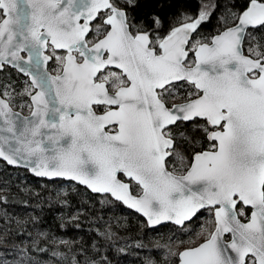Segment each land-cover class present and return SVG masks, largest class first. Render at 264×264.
<instances>
[{"label":"snow or ice","instance_id":"1","mask_svg":"<svg viewBox=\"0 0 264 264\" xmlns=\"http://www.w3.org/2000/svg\"><path fill=\"white\" fill-rule=\"evenodd\" d=\"M140 5L0 0V72L11 65L27 78L22 87L0 82V160L49 182H78L101 204L114 199L142 214L153 231L164 222L184 228L207 209L211 229L172 253L178 264H264V0L227 11L233 25L197 41L214 6L154 36L136 22ZM183 123L209 148L177 174L166 164L184 163L178 139L199 143L175 131ZM12 199L10 177H0V264H118L129 252L111 229L91 245L57 239L38 216L8 212Z\"/></svg>","mask_w":264,"mask_h":264},{"label":"trees","instance_id":"2","mask_svg":"<svg viewBox=\"0 0 264 264\" xmlns=\"http://www.w3.org/2000/svg\"><path fill=\"white\" fill-rule=\"evenodd\" d=\"M204 1L211 0H141L140 7L133 10V15L136 17L137 23L144 21L149 28H154L156 30L153 33L154 36L157 34L164 36L171 28L184 22L185 16L196 17ZM212 1L214 11H212L210 19L198 27V31L192 37L193 41L205 37L210 39L220 30L233 25L231 16L226 14L227 11H238L242 5L248 3V0ZM153 14L160 18L158 25H152L149 20ZM90 38L92 37L90 36ZM248 46L247 43L244 45L245 54H247ZM52 62L49 63V70L55 69ZM26 79L25 76L9 66L0 72V82L11 81L18 87H22ZM18 104L19 102H17ZM14 109L21 111L19 106ZM26 110L24 109V112ZM185 130L189 135H194L199 143L193 148L185 140L178 139L180 150L187 159L182 171L189 165L194 151L209 148L208 141L201 133L192 132L191 124L183 123L175 129L177 133ZM166 165L170 170L177 167L172 158L167 161ZM0 177H10L13 199L8 204L7 211L20 217L29 214L38 216L39 229L51 232L57 239L91 245L94 240H97L99 231L111 229L121 238V243L126 240L129 252L117 258L118 264H144L146 258L154 260L155 264H178L177 258L172 253L194 246L207 236L195 238L203 221L210 218L207 209L200 211L184 228L166 223L153 231L146 227L145 219L132 209L114 199L112 203L101 204L102 197L99 194L92 193L73 181L56 179L49 182L47 179L33 176L23 168L8 166L2 160H0ZM16 189L22 191L17 194ZM24 200L27 201V204L23 202ZM77 215L79 219L73 221L72 217ZM242 220L244 219L242 218ZM77 223L79 227H76ZM61 225L64 226L61 227ZM29 231H33L35 234V230L31 227H29ZM138 242L145 245L144 250H138L135 247ZM158 245L159 248H157ZM52 246L55 247V245ZM61 250L66 251V249ZM43 259L47 261L49 257L44 256Z\"/></svg>","mask_w":264,"mask_h":264},{"label":"rangeland","instance_id":"3","mask_svg":"<svg viewBox=\"0 0 264 264\" xmlns=\"http://www.w3.org/2000/svg\"><path fill=\"white\" fill-rule=\"evenodd\" d=\"M202 4H208V5H212V6H214V3H213V1L211 0V1H204V2H202ZM201 4V5H202ZM201 8V7H200ZM199 11H200V9H199ZM210 11H211V9H210ZM89 39H91V38H89ZM52 64L54 65V68L56 69V63H55V61H53L52 62ZM55 69H53V70H51L52 72H55ZM177 100H178V97L176 98ZM170 103L172 102V99L170 98V101H169ZM24 114H26L27 113V110H26V112H23ZM184 156H185V154H184ZM172 159H173V162H174V164H175V166H177L175 169L174 168H171L173 171H175L176 173H180V172H182V167L183 166H185L186 165V163H187V159H186V156H185V160H184V163H181V161L177 158V157H175V156H173L172 157ZM179 167V168H178ZM205 210V209H204ZM211 218H209L208 220H205V221H203V224H202V226L200 227V230H199V232L197 233V235L195 236V238L196 237H202V236H204V235H207V233H208V231L211 229V224H209L208 223V221L210 220Z\"/></svg>","mask_w":264,"mask_h":264},{"label":"water","instance_id":"4","mask_svg":"<svg viewBox=\"0 0 264 264\" xmlns=\"http://www.w3.org/2000/svg\"><path fill=\"white\" fill-rule=\"evenodd\" d=\"M232 26V25H231ZM225 29V28H224ZM224 29H222V30H220V31H223ZM219 31V32H220ZM219 32H217V33H219ZM216 33V34H217ZM215 35V34H214ZM21 55H24V56H26L27 54L26 53H21ZM9 67H11V68H13L11 65H8ZM14 69V68H13ZM114 69V68H113ZM16 70V69H15ZM17 71V70H16ZM18 72V71H17ZM21 75H24V74H22V73H20ZM15 110V109H14ZM15 111H18V110H15ZM202 151H205V150H202ZM12 167H15V166H12ZM19 168H23V167H19ZM24 169V168H23ZM169 170V169H168ZM169 171H171V170H169ZM30 174H32L30 171H28ZM179 174V173H178ZM33 175V174H32ZM34 176V175H33ZM44 179H47V178H44ZM59 179V178H58ZM125 179H127V178H125ZM48 180V179H47ZM67 181V180H66ZM74 183H76V184H78V185H80L78 182H75V181H73ZM81 186H83V187H85L86 188V186H84V185H81ZM90 192H91V190L90 189H88ZM127 207V206H126ZM134 212H135V210H133ZM202 211V210H201ZM137 213V212H136ZM137 214H139L140 216H142L143 217V215L142 214H140V213H137ZM144 219H145V221H146V217H143ZM242 222H247L246 220H242ZM166 223H171V222H164L163 224H166ZM171 224H173V223H171ZM174 225V224H173ZM177 226V225H176ZM180 227V226H179ZM201 242H203V240L201 241ZM201 242H199V243H201ZM198 243V244H199ZM183 250V249H182ZM181 250V251H182Z\"/></svg>","mask_w":264,"mask_h":264},{"label":"flooded vegetation","instance_id":"5","mask_svg":"<svg viewBox=\"0 0 264 264\" xmlns=\"http://www.w3.org/2000/svg\"><path fill=\"white\" fill-rule=\"evenodd\" d=\"M98 22H99V21H98ZM89 38H90V37H89ZM91 39H92V38H91ZM111 70H115V69L112 68ZM49 71L52 72L51 70H49ZM52 73H54V72H52ZM23 76H24V75H23ZM205 150H208V149H205ZM166 166H167V165H166ZM167 168H168V167H167ZM168 169H169V168H168ZM169 170H170V169H169ZM171 171H172V170H171ZM180 173H181V172H180ZM180 173H179V174H180ZM177 174H178V173H177Z\"/></svg>","mask_w":264,"mask_h":264}]
</instances>
